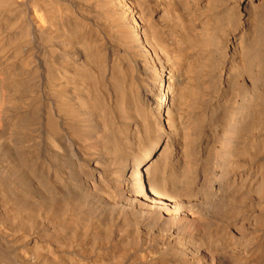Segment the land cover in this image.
Here are the masks:
<instances>
[{
    "label": "bare ground",
    "instance_id": "6f19581e",
    "mask_svg": "<svg viewBox=\"0 0 264 264\" xmlns=\"http://www.w3.org/2000/svg\"><path fill=\"white\" fill-rule=\"evenodd\" d=\"M0 264H264V0H0Z\"/></svg>",
    "mask_w": 264,
    "mask_h": 264
}]
</instances>
